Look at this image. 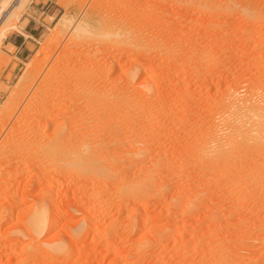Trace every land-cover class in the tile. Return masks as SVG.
Returning a JSON list of instances; mask_svg holds the SVG:
<instances>
[{"label": "rangeland", "instance_id": "1", "mask_svg": "<svg viewBox=\"0 0 264 264\" xmlns=\"http://www.w3.org/2000/svg\"><path fill=\"white\" fill-rule=\"evenodd\" d=\"M22 3L1 23L0 264H264V0ZM29 21L19 61L3 40ZM72 100L74 148L52 159Z\"/></svg>", "mask_w": 264, "mask_h": 264}, {"label": "bare ground", "instance_id": "2", "mask_svg": "<svg viewBox=\"0 0 264 264\" xmlns=\"http://www.w3.org/2000/svg\"><path fill=\"white\" fill-rule=\"evenodd\" d=\"M114 1V0H113ZM141 2V1H140ZM143 2V1H142ZM141 2V3H142ZM138 3V2H137ZM22 0H3L2 1V3L0 4V39L4 36V31H5V29H3V28H1V23L3 22V20H5V19H7V18H12L13 16L15 17L17 14H16V11H18V9H20L21 7H22ZM121 4V3H120ZM131 5V4H130ZM135 5H139V4H135ZM135 5H133V6H135ZM115 7V6H114ZM131 7V6H130ZM138 8H139V6H138ZM131 9H132V7H131ZM16 10V11H15ZM130 10V9H129ZM128 10V11H129ZM132 11V10H131ZM134 11H135V9H134ZM119 13V12H118ZM121 13V12H120ZM126 13V12H125ZM129 14V13H128ZM119 15V14H118ZM130 15V14H129ZM131 16V15H130ZM127 19V18H126ZM130 19V18H129ZM132 19V18H131ZM89 20V19H88ZM84 21H86V20H84ZM141 21V20H140ZM97 22V21H96ZM96 22H94V23H96ZM122 21H120L119 19H117V18H113V17H107V18H103V19H99L98 20V22H97V25H98V27L101 29V33H103L104 35H108V34H110V33H115V34H120L121 32H122V27H123V23H121ZM76 23V22H75ZM74 23V24H75ZM85 23V22H84ZM73 24V25H74ZM81 24V23H80ZM93 24V23H92ZM76 25H78L77 23H76ZM90 25H91V22H90ZM93 26V28H95L94 27V25H92ZM81 27V26H80ZM69 28V27H68ZM75 28H76V26H75ZM84 28V27H83ZM83 28H82V30H83ZM78 30V29H77ZM81 30V31H82ZM79 31V30H78ZM77 31V32H78ZM97 36V35H96ZM102 37V36H101ZM71 40V39H70ZM88 40V39H87ZM81 42H84V41H81ZM87 42V41H86ZM100 42V41H99ZM74 43V42H73ZM72 42H71V44H73ZM78 43V42H77ZM88 43V42H87ZM86 43V44H87ZM98 43V42H97ZM100 43H102V42H100ZM75 44V43H74ZM79 44V43H78ZM77 44V46L76 47H74L75 49H77L79 46H81V49H82V47H83V45H78ZM80 44H82V43H80ZM89 44V43H88ZM87 44V45H88ZM96 44V43H95ZM89 45H91V43L89 44ZM93 45V44H92ZM99 45V44H98ZM86 46V45H85ZM96 46V45H95ZM68 47V46H67ZM71 47V46H70ZM86 47H88V46H86ZM94 47V46H93ZM80 48V47H79ZM98 48V47H97ZM101 48V47H100ZM64 49H66V47L64 48ZM64 49H63V51H64ZM70 49V48H69ZM84 49V48H83ZM96 49V48H95ZM94 49V50H95ZM90 50H91V47H90ZM90 50H88V51H90ZM93 50V49H92ZM91 50V53H93V51ZM97 50V49H96ZM65 51H67V50H65ZM72 51V50H71ZM98 51H100V50H98ZM74 52H76V50H74ZM78 52V51H77ZM77 52H76V55H77ZM84 52V51H83ZM71 53V52H70ZM73 53V52H72ZM82 53V52H81ZM80 53V54H81ZM90 53V52H89ZM90 53V54H91ZM96 53V52H95ZM58 54V53H57ZM73 54H75V53H73ZM56 55V54H55ZM68 55V54H67ZM70 55V54H69ZM49 56H51V55H49ZM61 56V55H60ZM71 56V55H70ZM48 57V56H47ZM69 57V56H68ZM70 58V57H69ZM64 59H66V58H64ZM49 60V59H48ZM53 60V59H52ZM62 60V59H61ZM60 60V61H61ZM51 61V60H50ZM66 62V61H65ZM55 63V62H54ZM66 64V63H65ZM66 66V65H65ZM43 67V66H42ZM67 67H68V65H67ZM58 68V67H57ZM49 69H50V67H49ZM49 69L47 70V72H49ZM59 69V68H58ZM84 70H86V69H84ZM40 71V70H39ZM58 71V70H57ZM56 71V72H57ZM64 72V71H63ZM68 72V71H67ZM83 72V71H82ZM86 72V71H85ZM84 72V73H85ZM39 74V73H38ZM46 74V73H45ZM88 74V73H87ZM86 74V75H87ZM55 75V74H54ZM81 75V74H80ZM42 76V75H41ZM85 76V75H84ZM83 76V77H84ZM81 77V76H80ZM52 78V77H51ZM50 78V79H51ZM56 78V77H55ZM64 78V77H63ZM91 78H92V76H91ZM58 79V78H57ZM82 79V78H81ZM39 80H41V79H39ZM44 80V79H43ZM50 81V80H49ZM52 81V80H51ZM56 81V80H55ZM63 81V80H62ZM66 82V81H65ZM65 82H62L63 84L62 85H64L65 84ZM39 83V82H38ZM45 83V82H44ZM49 84V83H48ZM52 84V83H51ZM50 84V85H51ZM58 84H60L59 82H58ZM67 84L68 83H66V86H67ZM38 85V84H37ZM54 85V84H53ZM65 86V85H64ZM71 86V85H70ZM59 87V86H58ZM68 87V86H67ZM45 88V87H44ZM47 88V87H46ZM49 88H50V86H49ZM53 88V87H52ZM51 88V89H52ZM55 88H56V86H55ZM55 88H54V90H55ZM60 88V87H59ZM62 88V90H59L58 91V88L56 89V91H58V92H56V93H54L53 94V92H52V98H50L51 96V92L50 93H48V92H45V93H48V94H45L44 92V95L42 96L43 98H42V101H43V99H44V101L45 100H47L48 99V96H50L49 97V99H48V101H47V113H48V111H53V109L54 108H56V109H59V107H60V105H61V103H60V101L61 100H64L65 98V92H64V90H63V88L64 87H61ZM66 88V87H65ZM69 88V87H68ZM73 88V87H72ZM86 89V88H85ZM48 90V89H47ZM50 90V89H49ZM48 90V91H49ZM91 90V89H90ZM66 91V90H65ZM70 91V90H69ZM86 92V91H85ZM84 92V93H85ZM36 93V92H35ZM42 93V92H41ZM66 93H67V91H66ZM50 94V95H49ZM72 94V93H71ZM74 94V93H73ZM92 94V93H91ZM28 95H30V94H28ZM35 95H37V94H35ZM38 96V95H37ZM68 96V95H67ZM90 96H92V95H90ZM36 97V96H35ZM38 97H41V96H38ZM38 97H36V99L38 98ZM75 97V96H74ZM30 98V97H29ZM90 98V97H89ZM36 99L34 100V101H36ZM75 99V98H74ZM28 101H31V100H28ZM33 101V100H32ZM31 101V102H32ZM33 101V102H34ZM30 102V103H31ZM39 102V101H38ZM62 102V101H61ZM65 102V101H64ZM41 103V102H40ZM36 104V103H35ZM42 104H44V103H42ZM78 103L77 102H75V101H71L68 105L67 104H65L64 106H65V108H64V111H63V113H61L62 115H61V117H62V120L60 121H58L59 123L53 128V131H54V136L52 137L51 136V138L50 139H48L47 140V138H46V143H44V147H43V149H44V154H49V156L52 158V157H56L57 159H58V157L60 156V154H69V153H71V151L73 150L72 149V147L74 148V146H72V145H70L69 143H67V142H65V138L63 137V133L65 132L64 130H63V128L61 127L62 125H64V123L67 121V120H70V119H73L75 116H79V111H77V107H78V105H77ZM32 105V104H31ZM40 105V104H39ZM37 106L38 105H36L35 106V108H37ZM45 106V107H46ZM59 106V107H58ZM262 106V105H261ZM28 107H31V106H28ZM28 107H27V109H28ZM33 107V106H32ZM45 107H43L42 106V108H45ZM35 108H33V109H35ZM42 108H40V109H42ZM239 108V107H238ZM32 109V110H33ZM39 108H38V110H40ZM61 109V108H60ZM55 110V109H54ZM247 110V109H246ZM249 110V109H248ZM251 110V109H250ZM260 110V109H259ZM37 111V110H36ZM42 111H43V109H42ZM46 111V110H45ZM45 111L43 112V113H45ZM57 111V110H56ZM55 111V112H56ZM28 112V111H27ZM33 113L35 112V111H32ZM41 112V111H40ZM40 112L38 113V114H40ZM60 112V111H59ZM237 112V111H236ZM240 112V111H239ZM36 113L37 112H35V115H36ZM46 113V114H47ZM28 114V113H27ZM46 114H44L45 116H46ZM49 114V113H48ZM52 114V113H51ZM59 114V113H58ZM82 114V113H81ZM80 114V115H81ZM53 115V114H52ZM56 115H57V113H56ZM55 115V116H56ZM257 115V114H256ZM48 116V115H47ZM60 116V115H59ZM231 116V115H230ZM254 116V115H253ZM39 117V116H38ZM40 117H43V115L42 116H40ZM39 117V118H40ZM49 117H50V115H49ZM239 118H240V116H238ZM243 117V116H242ZM249 117V116H248ZM255 117V116H254ZM33 118H35V117H33ZM256 118V117H255ZM42 119V118H41ZM40 119V120H41ZM46 119V118H45ZM242 119V118H241ZM248 119H250V118H248ZM33 120V119H32ZM37 120V119H36ZM250 121V120H249ZM257 121V120H256ZM36 122V121H35ZM68 122V121H67ZM29 123V122H28ZM83 123V122H82ZM258 124H260V123H258ZM30 125V124H29ZM35 125V124H34ZM39 125H40V123H39ZM38 125V126H39ZM69 125V124H68ZM261 125H264V123L263 124H261ZM31 126V125H30ZM28 127V126H27ZM31 128V127H30ZM41 128V127H40ZM43 128V127H42ZM71 128V127H70ZM262 128V127H261ZM44 129V128H43ZM48 129H50V128H48ZM64 129H65V126H64ZM68 129V128H67ZM66 129V130H67ZM236 129V128H235ZM32 130V129H31ZM36 130H38V129H36ZM35 130V131H36ZM41 130V129H40ZM39 130V131H40ZM33 131V130H32ZM32 131L30 132V133H32ZM34 131V132H35ZM45 131V130H44ZM256 131V130H255ZM223 132V131H222ZM261 132V131H260ZM28 133V132H27ZM45 133V132H44ZM39 134V133H38ZM41 134V133H40ZM65 134V133H64ZM35 135V134H34ZM46 135H47V133H46ZM49 135V134H48ZM68 135V134H67ZM220 135V134H219ZM263 135V134H262ZM29 136V135H28ZM65 136H66V134H65ZM71 136V135H70ZM37 137V136H36ZM38 137H41V138H44V137H42V135L41 136H38ZM30 138V137H29ZM45 139V138H44ZM66 139H68V137L66 136ZM37 140H39V139H37ZM41 141H42V139H40ZM30 141V140H29ZM28 141V142H29ZM45 141V140H44ZM37 142H40V141H37ZM69 142V141H68ZM71 142V141H70ZM1 144V143H0ZM28 144V143H27ZM38 145V144H37ZM30 146H31V144H30ZM30 146H29V148H30ZM24 147V146H23ZM26 147H28V145L26 146ZM32 147V146H31ZM42 147V146H41ZM16 148V147H15ZM36 149H37V146L35 147ZM91 149V148H90ZM88 147H86L85 145H80V146H78L77 147V150H76V152H75V157H76V159L78 158V159H81V161L82 160H84V165L85 166H83V167H79V169H85V170H87V171H91V169L92 168H90L92 165H91V159H92V154H93V152L92 153H90V150ZM25 150V149H24ZM28 150V149H27ZM6 151V150H5ZM30 151L32 152V150L30 149ZM94 151V150H93ZM24 152V151H23ZM30 152V153H31ZM33 152H34V150H33ZM39 152V151H38ZM9 153V152H8ZM25 153V152H24ZM35 153V152H34ZM33 153V154H34ZM33 154H30V155H33ZM24 155V154H23ZM34 155H36V154H34ZM4 156V155H3ZM7 157V156H6ZM9 157V156H8ZM26 157V156H25ZM28 157V156H27ZM2 158V157H1ZM0 158V159H1ZM5 158V157H4ZM12 158V157H11ZM50 158V159H51ZM56 158H52V159H56ZM9 159V158H8ZM25 159H27V158H25ZM31 158L29 157V159H27V161L28 160H30ZM37 159V162L40 160V158L38 159V158H36ZM36 159H34V160H36ZM99 159V158H98ZM2 160V159H1ZM4 160H6V158L4 159ZM34 160L32 159V161L34 162ZM93 160V159H92ZM100 160V159H99ZM95 161V160H94ZM5 162L6 161H4V165H5ZM8 162H9V160H8ZM31 162V161H30ZM32 162V163H33ZM40 162V161H39ZM90 162V163H89ZM3 163V162H2ZM35 163V162H34ZM75 163L76 164H79V162L77 161V160H75ZM11 164V163H10ZM90 164V165H89ZM7 165V164H6ZM38 164H36V166H37ZM80 166V165H79ZM93 167V166H92ZM77 170H78V167L76 168ZM94 169V168H93ZM40 171V170H39ZM45 171V170H44ZM92 171H94V170H92ZM92 171H91V173H92ZM91 173L89 172V174H90V176H91ZM86 174V173H85ZM82 175H84L83 173L81 174V176ZM89 176V175H88ZM83 177V176H82ZM84 177H85V175H84ZM128 186V185H127ZM132 186H133V184H132ZM132 186H130V187H132ZM130 187H127L128 189H130ZM126 188V187H125ZM134 188V187H133ZM127 190V189H126ZM130 190H132V188L130 189ZM130 192V191H129ZM100 194V193H99ZM41 209V208H40ZM103 211V210H102ZM42 214H41V210H39L37 213H35V215L33 216L32 215V219L30 220L31 221V225L33 226V229L35 230V229H38L39 228V223L42 221ZM52 221V220H51ZM57 247V246H56Z\"/></svg>", "mask_w": 264, "mask_h": 264}, {"label": "crops", "instance_id": "3", "mask_svg": "<svg viewBox=\"0 0 264 264\" xmlns=\"http://www.w3.org/2000/svg\"><path fill=\"white\" fill-rule=\"evenodd\" d=\"M38 26H32L30 21L23 28V32H16L14 34L10 33L6 37H4L3 44L6 47H10L14 49L12 53L13 56L17 58V60L21 61L25 58L28 50V44H30V40L34 38V34L36 30H38Z\"/></svg>", "mask_w": 264, "mask_h": 264}]
</instances>
